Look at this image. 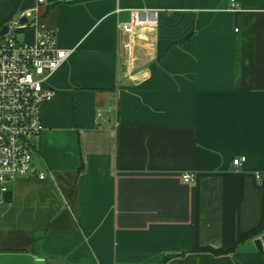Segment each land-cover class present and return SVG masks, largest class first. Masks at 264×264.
<instances>
[{
  "label": "crops",
  "instance_id": "1",
  "mask_svg": "<svg viewBox=\"0 0 264 264\" xmlns=\"http://www.w3.org/2000/svg\"><path fill=\"white\" fill-rule=\"evenodd\" d=\"M23 16L71 53L0 255L264 264V0H0V25Z\"/></svg>",
  "mask_w": 264,
  "mask_h": 264
},
{
  "label": "built area",
  "instance_id": "2",
  "mask_svg": "<svg viewBox=\"0 0 264 264\" xmlns=\"http://www.w3.org/2000/svg\"><path fill=\"white\" fill-rule=\"evenodd\" d=\"M8 24V32L0 35V202L7 200L16 178H46V173L34 164L37 143L45 128L41 107L56 96V90L46 85L47 78L71 53L59 46L55 29L30 20L24 25L20 19ZM135 24L154 25L156 20L140 19L136 13ZM29 26L35 28L34 39L18 40L16 33ZM244 160L236 158L234 164L241 165ZM183 179L192 182L194 176L185 174Z\"/></svg>",
  "mask_w": 264,
  "mask_h": 264
},
{
  "label": "water",
  "instance_id": "3",
  "mask_svg": "<svg viewBox=\"0 0 264 264\" xmlns=\"http://www.w3.org/2000/svg\"><path fill=\"white\" fill-rule=\"evenodd\" d=\"M28 21V16H23L20 19V23L22 25L28 23ZM8 30L9 24L5 23L0 30V35H5ZM259 247L261 248V244L259 245ZM0 264H45V261L42 259H35L33 255L29 254L6 253L0 255Z\"/></svg>",
  "mask_w": 264,
  "mask_h": 264
},
{
  "label": "rangeland",
  "instance_id": "4",
  "mask_svg": "<svg viewBox=\"0 0 264 264\" xmlns=\"http://www.w3.org/2000/svg\"><path fill=\"white\" fill-rule=\"evenodd\" d=\"M16 34H17L18 40H20V41H24V40L28 41L29 40L28 39V33L24 32L23 30L18 31Z\"/></svg>",
  "mask_w": 264,
  "mask_h": 264
},
{
  "label": "trees",
  "instance_id": "5",
  "mask_svg": "<svg viewBox=\"0 0 264 264\" xmlns=\"http://www.w3.org/2000/svg\"><path fill=\"white\" fill-rule=\"evenodd\" d=\"M0 26H2V25H0ZM7 198H8V196H7ZM219 254H221V253H219Z\"/></svg>",
  "mask_w": 264,
  "mask_h": 264
}]
</instances>
